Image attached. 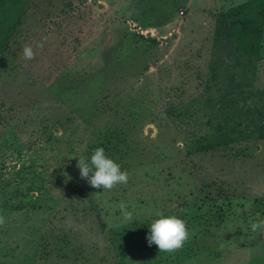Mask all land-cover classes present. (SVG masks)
<instances>
[{
    "label": "rangeland",
    "instance_id": "obj_1",
    "mask_svg": "<svg viewBox=\"0 0 264 264\" xmlns=\"http://www.w3.org/2000/svg\"><path fill=\"white\" fill-rule=\"evenodd\" d=\"M240 5L260 37H218ZM93 144L126 184L80 177ZM157 213L181 249L149 246ZM257 216L264 0H29L0 55V264H264Z\"/></svg>",
    "mask_w": 264,
    "mask_h": 264
},
{
    "label": "clouds",
    "instance_id": "obj_2",
    "mask_svg": "<svg viewBox=\"0 0 264 264\" xmlns=\"http://www.w3.org/2000/svg\"><path fill=\"white\" fill-rule=\"evenodd\" d=\"M22 53L26 60L34 58L31 46H25ZM77 168L80 177L87 180L92 188L111 190L117 185L126 184L128 181V172L122 171L121 166L109 158L102 147L94 149L90 158L80 156L77 159ZM156 215L158 218L154 219L148 226L149 235L146 240L149 246L155 244L159 252L168 253L181 249L190 238L186 221L176 215H164L163 213ZM124 220L125 222H132V214L125 212ZM3 222V218L0 217V225ZM260 229H264V218L257 216L251 223V230L256 232Z\"/></svg>",
    "mask_w": 264,
    "mask_h": 264
},
{
    "label": "trees",
    "instance_id": "obj_3",
    "mask_svg": "<svg viewBox=\"0 0 264 264\" xmlns=\"http://www.w3.org/2000/svg\"><path fill=\"white\" fill-rule=\"evenodd\" d=\"M28 2L29 0H0V55L6 51L9 40L19 24ZM246 6L240 5L232 9L228 14L217 15L216 35L218 37L224 35L232 36L234 29L239 30L244 37L250 40L252 39L253 41L260 37L262 33L261 23L256 21L253 16L244 15L240 17L238 14L241 13ZM97 145L101 144L98 143ZM96 148L94 144L91 145V152ZM104 149L106 152H109L107 148Z\"/></svg>",
    "mask_w": 264,
    "mask_h": 264
}]
</instances>
